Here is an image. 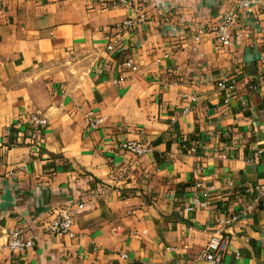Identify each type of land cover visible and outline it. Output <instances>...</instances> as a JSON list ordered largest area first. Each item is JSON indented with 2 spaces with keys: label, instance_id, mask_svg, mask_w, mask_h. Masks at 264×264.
Segmentation results:
<instances>
[{
  "label": "crops",
  "instance_id": "obj_1",
  "mask_svg": "<svg viewBox=\"0 0 264 264\" xmlns=\"http://www.w3.org/2000/svg\"><path fill=\"white\" fill-rule=\"evenodd\" d=\"M240 1L0 0V264H210L226 215L221 264H264V0ZM79 203L73 237L43 232ZM15 229L33 248L7 247Z\"/></svg>",
  "mask_w": 264,
  "mask_h": 264
},
{
  "label": "built area",
  "instance_id": "obj_2",
  "mask_svg": "<svg viewBox=\"0 0 264 264\" xmlns=\"http://www.w3.org/2000/svg\"><path fill=\"white\" fill-rule=\"evenodd\" d=\"M255 3L256 0H241L239 3V8L247 10L248 12L253 14V4ZM235 22V16L231 15L227 17L224 20L223 24L219 26L217 37V43L219 46L228 47L233 45L234 37L231 29L235 25ZM135 26V20L130 18L125 21L118 29L120 31L123 30L132 32L135 29ZM117 48L118 46L115 42L109 44L107 50L110 53H114L116 52ZM122 67L127 69L131 73H135L138 71L137 64L131 59L123 61ZM218 86L222 91L225 92L227 100L231 99L234 96V83L229 84L227 81L223 80L219 83ZM88 121L89 127L92 129H95L100 123V120L94 118L93 113H90L88 115ZM29 124L31 127L38 131V128L44 127L47 124V119H45L40 114H34L32 115ZM121 148L133 153L138 157L144 156L151 150L149 146L137 141L124 142L121 144ZM261 192L264 193V187H261ZM206 205V202H201L200 200L195 199L193 207L186 208L185 211L194 212L198 208H204ZM74 206H76L77 208L74 209ZM84 207V203H79L77 205L53 210L49 214L47 219H45L42 223L43 232L51 236L66 235L69 237H73L75 235L73 232V226L77 217L76 211H82ZM239 218V215H226L221 218L218 223L219 229L217 233L209 238L205 250L199 255V259L201 261L210 264L222 263V258L229 249V237L224 233V230L227 227L233 226L239 220ZM34 244V237H25V232L23 231V229H15L9 233L7 247L13 252L21 253L33 248Z\"/></svg>",
  "mask_w": 264,
  "mask_h": 264
}]
</instances>
